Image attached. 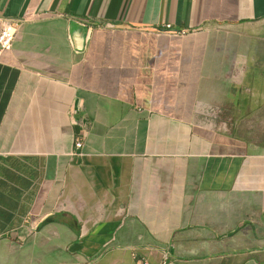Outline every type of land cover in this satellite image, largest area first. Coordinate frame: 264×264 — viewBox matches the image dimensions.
I'll return each instance as SVG.
<instances>
[{"label": "crops", "instance_id": "1", "mask_svg": "<svg viewBox=\"0 0 264 264\" xmlns=\"http://www.w3.org/2000/svg\"><path fill=\"white\" fill-rule=\"evenodd\" d=\"M6 20L0 264H264V0H0Z\"/></svg>", "mask_w": 264, "mask_h": 264}, {"label": "built area", "instance_id": "2", "mask_svg": "<svg viewBox=\"0 0 264 264\" xmlns=\"http://www.w3.org/2000/svg\"><path fill=\"white\" fill-rule=\"evenodd\" d=\"M19 32V24L11 20H6L2 23L0 32V54L11 51L13 49L15 40ZM84 142L80 139L76 142L77 150L83 148ZM164 264H168V260H165Z\"/></svg>", "mask_w": 264, "mask_h": 264}, {"label": "rangeland", "instance_id": "3", "mask_svg": "<svg viewBox=\"0 0 264 264\" xmlns=\"http://www.w3.org/2000/svg\"><path fill=\"white\" fill-rule=\"evenodd\" d=\"M213 126V125H212ZM209 127H210V125H209ZM230 127V126H229ZM234 127H236L237 129H235L234 131L235 132H238V131H240V126H234ZM213 128L214 129H216V130H221V132H224L226 129H227V126H225V125H217V126H213Z\"/></svg>", "mask_w": 264, "mask_h": 264}]
</instances>
